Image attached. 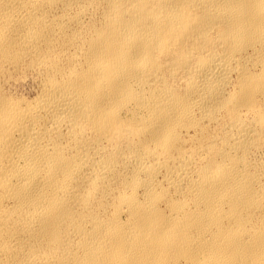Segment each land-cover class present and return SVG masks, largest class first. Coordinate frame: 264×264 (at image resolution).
<instances>
[{
	"label": "bare ground",
	"instance_id": "1",
	"mask_svg": "<svg viewBox=\"0 0 264 264\" xmlns=\"http://www.w3.org/2000/svg\"><path fill=\"white\" fill-rule=\"evenodd\" d=\"M0 264H264V0H0Z\"/></svg>",
	"mask_w": 264,
	"mask_h": 264
}]
</instances>
